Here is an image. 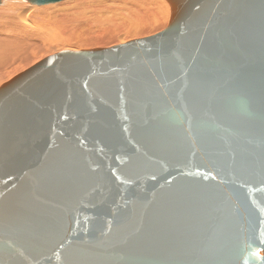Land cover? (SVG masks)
Here are the masks:
<instances>
[{"label": "water", "instance_id": "95a60500", "mask_svg": "<svg viewBox=\"0 0 264 264\" xmlns=\"http://www.w3.org/2000/svg\"><path fill=\"white\" fill-rule=\"evenodd\" d=\"M167 2L0 87V264H264V0Z\"/></svg>", "mask_w": 264, "mask_h": 264}, {"label": "bare ground", "instance_id": "6f19581e", "mask_svg": "<svg viewBox=\"0 0 264 264\" xmlns=\"http://www.w3.org/2000/svg\"><path fill=\"white\" fill-rule=\"evenodd\" d=\"M21 1L25 6L28 4L33 7L38 6L26 0H0V78L4 77L3 67L10 62L13 55L16 56L17 62L24 63L30 60L29 46L27 47L25 44L29 43V39L33 37L34 33L30 32L25 25L27 21L16 15L13 18L7 17L8 19L4 17L14 13L15 10L12 6L22 4ZM62 1H60L62 5L70 2V0ZM53 4L56 5V3H52L40 6L44 8ZM30 10L28 12L30 16L34 15L33 17H35L36 15L40 19L44 18L43 14L46 11H39L36 8H30ZM164 12H166V16H164ZM169 12L170 10L165 7L162 0H90L85 1L84 4L79 1L70 10L53 15L54 26L45 23L47 34H42L41 40L29 44L34 47L35 51L50 50L56 45H61L62 48L56 46L50 52L59 49L78 51L80 47L85 46H112L122 41L112 40L114 34L121 33L126 29L127 32H132L137 36L149 35L154 31L165 29L170 21L171 12ZM93 15L95 17L91 20L89 16ZM94 22H106L107 24L98 25ZM22 46L23 48L25 46V50L21 49ZM36 60L34 59V61ZM258 255L261 256V253Z\"/></svg>", "mask_w": 264, "mask_h": 264}, {"label": "rangeland", "instance_id": "374dc122", "mask_svg": "<svg viewBox=\"0 0 264 264\" xmlns=\"http://www.w3.org/2000/svg\"><path fill=\"white\" fill-rule=\"evenodd\" d=\"M82 2L83 4L90 0H70V2H67L66 4H61L62 2H59V4L56 3L53 4L52 6H49L48 5L44 8H42V6L40 7H33L32 5L30 4H26L27 6H25V4H17L15 6H12L13 9L15 10L14 13L12 14H9V15H6L4 17H6V19H8L7 17L9 18H13L15 17V15L19 18H23L24 20H26V26L28 27L29 31L34 33L33 37L31 39H29V43H33L35 41H38V40H41L42 38V34H47V30L45 28V23L49 24L50 26H54V23H53V20H52V16L53 15H56L58 13H62L64 11H67V10H70L71 8H73L74 6H76V4L78 2ZM162 3H164L165 7H167L170 12H171V9H170V5L169 3L167 2V0H162ZM169 6V7H168ZM30 8H36L37 10L39 11H46L44 14H43V17L42 19H40L39 17H37L35 15V17L33 16H30V14L28 13L30 10ZM40 8V9H39ZM164 10L166 11V9L164 8ZM48 12V13H47ZM169 12V13H170ZM34 13V12H32ZM32 15V14H31ZM164 16H166V12H164ZM0 17H1V14H0ZM94 15L93 16H89V18L91 20L94 19ZM171 17V16H170ZM95 24H107L106 22H94ZM53 29H55V27H52ZM155 30V29H154ZM164 30V29H163ZM150 31V30H149ZM162 30H159V31H154L153 33L151 34H145V35H142V36H137V34H134V33H129L127 32V29L122 31L121 33H116L114 34L115 36L112 38V40H122V41H119L118 43H115L113 44L112 46H116V45H120V44H123V43H127L129 41H132V40H135V39H140V38H145V37H148V36H152V35H155L159 32H161ZM25 44V46H29V50H30V60L28 62H17V58L16 56H12L11 59H10V62L6 63L3 67V70H4V77L3 78H0V86L3 85L4 83H6L7 81H10L12 78H14L15 76H17L18 74H20L21 72L27 70L28 68L32 67L33 65L37 64L38 62H40L41 60L45 59L46 57H49L53 54H56V53H59V52H63L64 50L63 49H59V50H55L53 52H50L52 50L55 49L56 46H58L57 48H62L61 45H56L54 46L53 49H45L44 51L42 50H37L35 51L34 50V47H31L30 44ZM24 46V48H25ZM111 45H108L106 47L104 46H95V47H90V46H85V47H80L78 51L80 50H85V49H96V48H108V47H112ZM26 47V49H28ZM23 46L21 49H24ZM25 50V49H24ZM68 50V49H67ZM71 50H76V49H71ZM27 51V50H26ZM34 59L36 61H34ZM34 61V62H33ZM13 66V67H12ZM260 254V252H259Z\"/></svg>", "mask_w": 264, "mask_h": 264}]
</instances>
